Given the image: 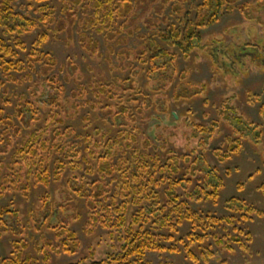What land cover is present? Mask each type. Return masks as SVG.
<instances>
[{"label": "trees", "instance_id": "trees-1", "mask_svg": "<svg viewBox=\"0 0 264 264\" xmlns=\"http://www.w3.org/2000/svg\"><path fill=\"white\" fill-rule=\"evenodd\" d=\"M20 1L0 0V70L6 77H0V94L7 90V81L17 80L16 74L32 79V74L37 72L46 80L45 86L34 82L29 94L18 95L12 114L7 113L5 101L0 98V198L18 193L28 199L35 188L48 189L53 182L65 181L66 202L77 198L84 203L88 224L101 225L108 230L111 249L105 258L97 259L96 249L91 248L87 255L65 264H152L147 258L150 252H185L190 260L199 264L200 256L207 258L202 243L209 234L218 246L231 250L232 245L214 231L217 225L225 224L233 225L239 233L232 236V240L247 248L241 233L247 237L249 233L236 228L235 220L264 215L252 203L232 197L227 201L231 216L221 218L193 207L197 202L217 203L225 186L224 177L207 163L203 153L200 154L215 137L219 120L206 125L188 117L191 137L188 136L187 141L197 139L195 147H189L188 142L189 152L175 149L169 138L144 137L137 124L139 117L152 107L151 102L157 109L159 105L130 75L115 78L110 86L98 85L99 92L95 90L99 98L107 95L111 101L101 111V118L109 119L104 121L106 127L95 126L92 117L85 115L82 118L84 132L75 135L74 128L67 125V117L73 115L69 106L81 108L83 102H91L74 101L72 97L77 96L76 93L67 98L64 83L53 71L66 67L77 70L78 67L72 61L66 67L60 66L42 47L49 39L50 24L55 23L54 29L59 32L67 29L70 36L72 27L79 24L83 29L81 40L92 54L97 52L99 43L86 32H107V42L121 45L115 53L122 57V69L134 68L130 63L135 60L140 63L135 75L146 70L150 83L153 76L159 74L163 82L152 95L183 83H189L187 86L192 88L195 85L177 69L178 56L182 54L189 59L202 40V30L218 23L226 9L237 8L246 19H251L252 10L263 6L264 0L241 3L240 0H60L63 17L59 21H56L52 0H24L27 5H20ZM192 11H195L194 17ZM161 24H165L166 29H162ZM41 26L47 29L28 46L25 37ZM114 26H118L117 31ZM132 38L134 42L140 40L135 49L129 46ZM246 49L255 60L264 59L260 49L254 48L255 53ZM209 57L220 69L216 54L212 52ZM72 70L68 71V77L77 74ZM202 87L190 98L201 95L206 85ZM247 101L252 102L250 92ZM219 112L232 126L231 136L227 137V150L217 149L214 154L220 162H228L240 153L249 132H255L259 138L262 131L257 123L237 114L227 101L219 105ZM259 113L264 120V103ZM245 121L249 130L244 128ZM8 155L12 157L11 162L6 161ZM95 175L98 177L90 181ZM51 198L46 191L41 205L31 210L26 223L32 224L37 232L42 226L53 231L57 243L44 237L38 241L32 237L26 239L25 221L12 206L13 202L0 207V239L5 235L16 237L11 241L9 254L1 258V264H51L52 251L76 255L80 247L78 234L71 229L66 217L57 215V209L63 215L65 206L69 205L63 203L65 200L49 202ZM38 215L43 216L42 222L36 218ZM9 219L14 220L16 226ZM187 222L192 230L180 236V227ZM30 242H34L35 252L41 254V258L31 251ZM208 255H212L210 250ZM162 264L174 263L166 260Z\"/></svg>", "mask_w": 264, "mask_h": 264}, {"label": "rangeland", "instance_id": "rangeland-1", "mask_svg": "<svg viewBox=\"0 0 264 264\" xmlns=\"http://www.w3.org/2000/svg\"><path fill=\"white\" fill-rule=\"evenodd\" d=\"M249 1L255 0H240V3ZM19 4L27 5V2L21 0ZM51 4L56 7V21H59L63 17L62 4L60 0H52ZM20 10L25 11L26 8ZM32 15L37 16L35 13ZM194 15L195 11H192L191 16L194 17ZM251 15V19H246L237 8L226 9L218 23L202 30V40L189 59H185L182 54L178 56V71L183 72L187 81L195 86H192V88L189 86V88L187 86L189 83H183L176 88L168 86V89L166 88V90L156 95H152V93L153 90L157 91V87L163 82L160 75H154L150 83L146 77V70H142L139 75H135L139 71L137 69L140 68V63L135 60L130 63L134 68L122 69L123 66L120 64L122 57H118L115 53L121 48V45H117L112 41L107 42L105 39L107 32L104 34H99L95 30L86 32L88 36L99 43L97 52L92 54L90 49L86 47V43L81 40L80 33L83 29L80 28L79 24H76L74 29L72 27V36L69 35L67 29L59 32L54 29L55 23L50 24L48 27L49 39L44 43L42 51L50 52L57 59L60 66L65 65L66 67L69 61H72L78 67L77 70L66 67L62 70L55 68L53 71L59 77V80L64 83L65 96L67 98L72 97L71 94L76 93L77 96L72 97L74 101L89 100L92 104L97 105L96 108H93L91 103L83 102L84 105L81 108L69 106L73 115L67 117V125L74 128L75 135H79L84 132L82 118L89 115L92 117V123L95 126L106 127L104 121L109 119H102L101 111L111 101L107 95H102L100 96L102 98H99L95 90L99 92L98 85L110 86L115 78H126L133 75L136 82L145 88L147 95L152 96V101H156L159 105L157 109L151 102L152 107L146 109L144 116L140 115L139 117L140 120L137 124L144 137H150L154 140L157 136L169 138L175 149L181 152H189V147L196 146L197 139L190 138L187 141V137H191V131L187 126L189 123L188 117L195 122L206 125L214 120L220 121L215 137L210 141L204 152L200 151V154L203 153L206 156L207 163L211 167H216L219 174L224 177L225 186L217 203L209 200L194 203L193 207L196 210H201L204 214L209 213L217 218L231 216L227 208V201L232 197H239L246 199L264 213V188H262V185L264 187V120L259 113V108L264 103V59L255 60L253 56L247 54L246 51L248 50H245V48H248L250 52L255 53V49H260L264 54V5H258V8L252 10ZM78 17H80V13H78ZM171 21L175 22L174 19H171ZM117 27H113L114 31H117ZM161 28L166 29V25L161 24ZM46 29L41 26L32 34L27 35L25 40L28 46H31L38 34ZM134 40L132 38L129 41V46L132 49H135L136 44L140 43V40L135 42ZM212 52L216 54V58L220 61V69L216 68L209 57ZM131 59H133V55H131ZM36 67H38V64H36ZM71 70L77 74H70L68 77V71ZM16 76L17 80L7 81V90L0 94V98L5 101L7 113L10 114L14 111L18 95L29 94L31 85L34 82H40L45 86L44 82L46 80L45 76L37 72L32 74V79L21 77L20 74H16ZM0 77L6 78L1 70ZM178 83L179 80H177ZM204 84L206 89L203 93L190 98L191 94L203 88ZM174 89H176V92H174ZM248 92L251 94L252 102L247 101ZM42 95H45V92ZM226 101L230 107L237 110V114L244 115L246 120L249 119L257 123L262 135L257 138L255 132H249V137L244 139L240 153L228 162H220L214 154V150H227V137L231 136L232 127L227 124L225 117L219 112V105ZM134 108L135 106H133ZM165 109H169L167 113L163 112ZM229 111L233 112L232 110ZM120 122L121 120H119ZM244 123V128L249 130L247 122ZM75 140L79 141V139ZM188 142L190 146L187 148ZM6 161L11 162L12 157L8 155ZM250 175H252V178L249 177ZM97 177V175L92 176L89 180L91 181ZM46 191L50 192L52 196L49 202L59 203L65 200L63 203L69 205L68 207L65 206V209L63 208V215L57 209V215L68 219L71 229L77 232L80 240V247L75 256L64 253L56 254L52 251L51 264L69 263L78 259V257L87 255L91 248L96 249L97 259L105 258L107 252L111 250L107 237L108 230L101 225L88 224V212L82 201L74 198V200L66 202L67 189L63 180L51 183L48 189L45 187L35 188L28 199L18 193L8 194L4 198H0V207L7 205L10 201L13 202L12 206L20 211L25 221L23 231L26 239L29 240L32 237L35 241H38L41 237H44L51 241L55 240L57 243L53 231L42 226L37 232L34 231V227H31L32 224L26 223L30 218L31 210L41 205V198ZM36 218L40 219L41 222L44 220L42 215H38ZM9 222L16 226L14 220L9 219ZM235 223L236 228H241L244 233H249L250 241L246 234L241 233V238L246 242L247 248L240 247L238 243L232 240V236L239 235L234 230L233 225H217L214 231L226 243L232 245V248L229 250L223 246H218L215 238L209 234L206 242L202 243L207 258L205 259L199 255L201 262L199 264H264V215L255 214L249 220L240 218V220H235ZM191 230L189 223H185L180 227V236L187 235ZM14 239L16 237L13 235H5L0 239V260L9 254L12 249L11 241ZM30 244L31 251L35 252L34 242H30ZM209 250L212 253L211 256L208 255ZM35 254L41 258V254L36 252ZM147 258L152 264H162L166 260L172 261L174 264H196L186 256L185 252H150Z\"/></svg>", "mask_w": 264, "mask_h": 264}, {"label": "water", "instance_id": "water-1", "mask_svg": "<svg viewBox=\"0 0 264 264\" xmlns=\"http://www.w3.org/2000/svg\"><path fill=\"white\" fill-rule=\"evenodd\" d=\"M175 114V113H174Z\"/></svg>", "mask_w": 264, "mask_h": 264}]
</instances>
